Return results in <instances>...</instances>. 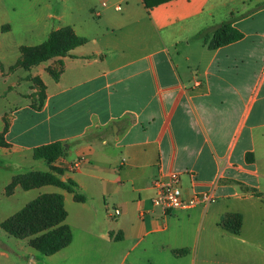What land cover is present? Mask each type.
<instances>
[{
	"label": "crops",
	"instance_id": "0c3cea01",
	"mask_svg": "<svg viewBox=\"0 0 264 264\" xmlns=\"http://www.w3.org/2000/svg\"><path fill=\"white\" fill-rule=\"evenodd\" d=\"M228 22L243 39L211 50L205 36ZM66 27L87 43L31 69L42 100L24 94L29 72L7 70L0 155L48 172L34 150L62 143L53 166L85 201L55 185L8 195L10 173L0 197L62 195L73 240L46 256L5 233L0 264H264V0H0V61ZM173 175L185 198L214 202L154 207L153 181ZM230 214L239 235L220 225Z\"/></svg>",
	"mask_w": 264,
	"mask_h": 264
},
{
	"label": "trees",
	"instance_id": "16d2710c",
	"mask_svg": "<svg viewBox=\"0 0 264 264\" xmlns=\"http://www.w3.org/2000/svg\"><path fill=\"white\" fill-rule=\"evenodd\" d=\"M172 0H143L149 9ZM244 34L232 26L230 22L223 23L211 34L205 36V43L211 50H215L242 40ZM87 43L85 38L78 37L70 27L52 32L47 41L38 47H22L21 53H31L29 69L46 63L54 58L70 56L71 52ZM7 145L5 142L0 146ZM62 143H53L34 150L36 160H44L50 171L18 175L7 187L10 193L17 183L24 190H31L45 185H55L63 190L75 194L79 202L85 197L78 193L77 184L73 181H62L64 170L53 164L65 153ZM35 180L33 187L24 180ZM68 213L64 206V198L60 194H44L29 202L22 210L1 223V228L17 239H28L30 247L43 255L51 256L72 243L73 234L67 225ZM221 227L229 233L239 235L243 227V217L240 214H230L221 221Z\"/></svg>",
	"mask_w": 264,
	"mask_h": 264
},
{
	"label": "rangeland",
	"instance_id": "374dc122",
	"mask_svg": "<svg viewBox=\"0 0 264 264\" xmlns=\"http://www.w3.org/2000/svg\"><path fill=\"white\" fill-rule=\"evenodd\" d=\"M17 54H18V52L16 50L14 51L12 49H8V50H6V53L2 55L3 57L5 56L4 58H6L5 63L6 62H8V64L11 62H13V63H12V65L6 67L0 61V94H6L7 89L10 86V84L6 83L7 80L5 78L8 74V73H6L7 70L10 71V69L14 70V69L18 68V69H24V71L29 72V73L31 72V69L28 68L30 60H31V53L26 52V53L22 54L20 51L19 54L18 55ZM14 75H17V76H15V78H18V80H16V81H18V83L20 85L21 80H22L20 72L18 74L17 73L14 74ZM28 79L33 82L30 84L31 85L30 87H32V88H28L27 90H25L24 94H26V97H28V98L31 97V96H28L31 94L34 96H39L40 99L42 100L45 94H44L43 87H41L40 80L32 79L31 73L29 74ZM33 88H36L38 90V92H34V94H33L31 92V90H33ZM40 99H38V100H40ZM2 142H4L3 135L0 136V143L2 144ZM2 147L9 148L8 145H6V146L3 145ZM10 153L13 156L12 160H10L9 158H6L5 156L0 155V186L4 185V182H5V180H7L10 173L18 172L17 174L15 173L16 175L13 177V180H14V178L18 175H25L26 176V175H29L33 172H35V173L42 172V171H40L41 167H36L35 164H33V162L31 161V158L25 157V155H22L21 153L12 152V150H10ZM34 155H35V153H33V156H32L33 158L35 157ZM20 159L27 160L28 162L27 161H21V162L18 161ZM17 165L21 166V168H19L17 170H15V169L11 170L10 169V168H14V167L16 168ZM38 165L39 164H37V166ZM22 171L25 173H19ZM24 181L30 187H33L34 182H35V180L33 178H30V180H24ZM17 186H21V185L16 182V184L13 186V190L10 193L8 191H6L7 194L8 195L13 194L14 190ZM45 186H47V185H45ZM41 187H43V186H41ZM41 187H38V188H41ZM33 189H36V188H33ZM35 194H36V192H32L29 195H26V194L22 195L21 194V195H18L16 197L10 198L9 200L7 198H1L0 197V225H1V222L5 218H8L10 216V214H12V212H14L17 208L24 206V204L26 202H29L30 200H32L33 196ZM5 233L6 232L0 226V241L5 240V237H4Z\"/></svg>",
	"mask_w": 264,
	"mask_h": 264
},
{
	"label": "built area",
	"instance_id": "2783aa9c",
	"mask_svg": "<svg viewBox=\"0 0 264 264\" xmlns=\"http://www.w3.org/2000/svg\"><path fill=\"white\" fill-rule=\"evenodd\" d=\"M117 9L119 10L120 7ZM78 166V164L73 165L72 170L78 169ZM151 192L152 205L163 212L190 209L199 204L209 205L215 200L214 196L209 193H200L191 198H185L179 175H173L170 178L158 177L152 183ZM120 214L121 211L116 209L112 217H117Z\"/></svg>",
	"mask_w": 264,
	"mask_h": 264
}]
</instances>
